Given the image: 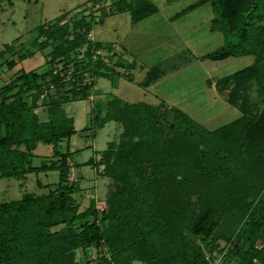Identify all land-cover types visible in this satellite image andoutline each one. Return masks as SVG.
Returning a JSON list of instances; mask_svg holds the SVG:
<instances>
[{
    "label": "trees",
    "instance_id": "1",
    "mask_svg": "<svg viewBox=\"0 0 264 264\" xmlns=\"http://www.w3.org/2000/svg\"><path fill=\"white\" fill-rule=\"evenodd\" d=\"M210 3L224 40L200 59L256 57L254 63L216 81L220 91H228L225 98L241 114L210 128L178 107L163 111L159 105L129 102L116 95L110 96L108 116L103 117L104 102L93 99L90 124L82 131H95L116 119L123 122L124 135L129 137L117 147L111 141L100 151L108 158L115 155L117 165L124 158L125 165L118 171L123 188L115 190L110 210L101 219L93 200L83 209L75 203L73 193L80 186L68 181L73 166L69 141L77 129L64 106L90 99L97 78L107 76L110 70L101 56L94 59L93 55L99 47L112 46L110 42L86 40L85 33L97 21L92 15L89 20L75 21L74 28L82 30L73 38H67L69 25L59 24L66 12L57 15L51 26L44 27V22L34 28L37 37L43 38L37 49L51 43L45 61L50 66L42 71L21 69L0 90V178L26 179L29 173L55 170L58 180L54 185L40 184L44 189L40 192L26 191L17 199L0 200V264H77L75 251L93 245L108 248L109 256L102 257L106 264H132L134 260L146 264H210L203 248L188 233L202 235L206 245L213 242L208 240L212 234L213 240L226 237L232 245L228 254L239 258L240 264H254L255 259L264 264V247L255 246L257 240L264 243V0ZM148 7L146 4L142 9ZM109 9L113 10L107 15L128 11L133 22L148 13L147 9L139 11L133 0H118ZM84 44L89 61L70 56ZM13 47L7 45L5 50ZM34 53L25 44L15 51L17 57L5 64L12 69ZM56 61L62 62L57 71ZM71 64L75 67L73 78L67 77ZM86 73L89 80L83 82ZM162 74L152 67L146 84ZM253 82L258 91L255 98L249 94ZM44 91L42 100L48 106V116L41 119L35 108ZM40 142L50 144L52 153L36 165L34 150ZM93 160L91 157L86 163ZM136 163H143L151 177L133 186L129 179ZM131 198L135 202L129 205L146 213L134 231L118 220L130 207L126 201ZM59 224L64 228L50 230ZM156 230L163 231L162 238L153 237ZM154 246L159 250L157 256Z\"/></svg>",
    "mask_w": 264,
    "mask_h": 264
},
{
    "label": "rangeland",
    "instance_id": "2",
    "mask_svg": "<svg viewBox=\"0 0 264 264\" xmlns=\"http://www.w3.org/2000/svg\"><path fill=\"white\" fill-rule=\"evenodd\" d=\"M116 1L118 0L94 2L90 0H2L0 90L21 69L42 71L49 68V63L45 61L51 49V43L48 42L44 48L37 49L38 46L40 48L43 38H38V33L33 30L44 22L46 24L44 27L51 26L57 15L66 12L59 24L69 25L67 38H73L76 31L82 30L74 28L76 20L81 18L89 20L92 15L97 18V21L94 22L92 29L85 33L86 40L110 42L112 46L111 49L99 47V51L97 50L93 55L94 59L101 56L110 69L107 76L97 78L93 88L99 91L92 92L94 100L100 98L104 102L101 113L103 117L108 116L107 104L111 95L129 102L146 101L161 106L163 111L178 107L210 128L227 124L241 114L240 109L225 98L224 93L228 91H220L216 81L254 63L256 57L248 54L238 57L228 56L219 60L200 59L201 54L214 50L224 40L223 33L215 25V13L210 0H133L139 11L146 9L148 11L147 15L137 22L131 20L128 11L107 15L113 10L109 8ZM146 4H149L151 8L142 9ZM10 44L14 45L13 49L5 50V47ZM25 44L30 50H35V53L10 69L5 64L6 61L11 57H17L15 51ZM86 51L87 46L84 44L70 53V56L76 55L80 61L87 62L89 58ZM55 63L57 67L62 66L61 61ZM121 63L122 65H118ZM152 67L163 74L161 78L146 84ZM74 68L71 64L67 77L73 78ZM84 78L83 82L87 81L89 74L86 73ZM257 93L256 84L253 82L249 94L255 98ZM42 99L40 97L35 110L40 114L41 119H46L48 106ZM94 100L87 98L65 104V111L74 118L77 130L90 124L92 113L89 111ZM125 132L122 121L110 119L95 131L86 129V131L81 130L80 133H75L70 140V148L75 151L72 155V162L75 165L71 164L73 170L69 174L68 181L76 182L80 186V190L73 193L75 203L83 209L93 200L100 219L109 212L110 198L115 190L123 188L124 184L119 180L118 171L121 165L125 166L124 158L120 160L121 165H117L119 162L115 155L108 158L100 151L107 148L111 141L116 147L123 141H127L129 137L124 135ZM61 144L63 146L61 149L64 150L65 142ZM34 151L36 155L33 163L38 165L50 158L52 146L40 142ZM91 157L94 160L86 163ZM144 166L143 163L134 164L133 175L129 179L131 185L137 186L146 181L147 177H151ZM57 180L58 172L55 170L29 173L26 179L1 177L0 200L17 199L26 191L40 192L44 190L40 184L54 185ZM134 197L140 200L138 193H135ZM126 202L130 207L127 211L120 213L118 220L123 221L121 224L125 228L134 231L139 224V219L146 213L140 212V208L135 210V206L129 205L135 202L132 198ZM90 219H93V216H90ZM63 226L59 224L51 227L50 230L58 231L63 229ZM162 233L163 231L156 230L153 237L162 238ZM188 236L195 241V244L203 248L205 259L210 264H240L239 258L228 254L232 245L226 237L220 236L213 240L215 236L212 234L208 240L213 242L206 245L202 235L195 236L188 233ZM160 242L162 241L157 243L159 249ZM255 246L263 248L264 243L257 240ZM153 251L157 256L159 250L155 246ZM75 252L77 264H106L102 257H108L110 254L104 245H93L86 250L77 249ZM254 262V264H261L259 259H255ZM132 264L146 263L134 260Z\"/></svg>",
    "mask_w": 264,
    "mask_h": 264
},
{
    "label": "crops",
    "instance_id": "3",
    "mask_svg": "<svg viewBox=\"0 0 264 264\" xmlns=\"http://www.w3.org/2000/svg\"><path fill=\"white\" fill-rule=\"evenodd\" d=\"M92 32H93V31H92ZM135 65H136V64H135ZM180 65H182V63H181ZM46 69H47V68H46ZM46 69H45V70H46ZM160 76H162V75H160ZM160 76H159V77H160ZM159 77H158V78H159ZM158 78H157V79H158ZM160 78H161V77H160ZM157 79H156V80H157ZM114 83H115V82H114ZM95 87H96V86H95ZM95 90L99 91L98 89H94V91H95ZM90 99H91V100L95 99V97H93V94H91ZM90 99H89V100H90ZM92 105H93V104H92ZM92 105H91V106H92ZM91 106H90V109H91ZM89 112H90V111H89ZM89 119H90V118H89ZM89 122H90V120H89ZM74 124H75V120H74ZM75 128H76V126H75ZM83 128H84V127H83ZM83 128H82V129H83ZM76 129H77V128H76ZM82 129H81V130H82ZM81 130H77V132L80 133ZM74 135H75V134H74ZM71 138H72V137H71ZM70 140H71V139H70ZM69 147H70V141H69ZM70 150H71V148H70ZM71 151H72V150H71ZM74 152H75V151H73V153H74ZM73 153H72V155H73ZM71 163H73V165H74V162H72V159H71ZM72 170H73V166H72Z\"/></svg>",
    "mask_w": 264,
    "mask_h": 264
},
{
    "label": "built area",
    "instance_id": "4",
    "mask_svg": "<svg viewBox=\"0 0 264 264\" xmlns=\"http://www.w3.org/2000/svg\"><path fill=\"white\" fill-rule=\"evenodd\" d=\"M99 51V50H98ZM62 66H60V67H57V64H56V66H55V71H57V70H59V68H61ZM72 70V69H71ZM73 71V70H72ZM88 80H89V78H88ZM46 94V91H44L42 94H41V97H43L44 95Z\"/></svg>",
    "mask_w": 264,
    "mask_h": 264
}]
</instances>
